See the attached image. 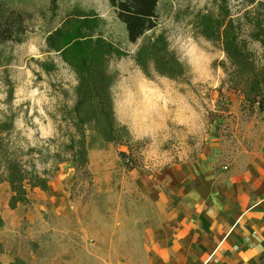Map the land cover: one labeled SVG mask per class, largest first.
Listing matches in <instances>:
<instances>
[{"label": "rangeland", "instance_id": "rangeland-1", "mask_svg": "<svg viewBox=\"0 0 264 264\" xmlns=\"http://www.w3.org/2000/svg\"><path fill=\"white\" fill-rule=\"evenodd\" d=\"M0 2L30 14L22 40L0 44V122H11L3 135L25 163L31 157L35 169L50 168L47 189H28L13 207L7 183H0V264H140L154 224L153 197L141 193L143 186L155 185L168 166L190 161L204 143L217 141L222 162L232 163L264 137V113L228 86L222 45L212 33L220 11L234 18L246 0H156L155 26L134 41L108 0H57L53 11L48 0ZM74 10L97 19L91 39L119 49L111 46L103 62L113 117L130 140L115 145L87 130L84 167L61 162L51 169L46 153L73 129L76 74L45 37ZM158 34L178 62L175 77L158 74L151 61L136 62L139 47ZM90 112L84 106L79 115Z\"/></svg>", "mask_w": 264, "mask_h": 264}, {"label": "trees", "instance_id": "trees-1", "mask_svg": "<svg viewBox=\"0 0 264 264\" xmlns=\"http://www.w3.org/2000/svg\"><path fill=\"white\" fill-rule=\"evenodd\" d=\"M108 1L114 8L116 18L123 24L129 41H134L145 30L155 26L156 0ZM246 2L242 12L234 18L229 17L227 11H220L212 33L222 45L227 64L222 61L221 67L228 86L241 92L248 108L255 104L257 111L264 113V3L260 0ZM56 3L57 0H48L50 10L56 8ZM83 15L85 13L74 10L45 37L46 46L54 51L61 49L63 59L76 74L75 101L70 118L73 129L67 131V142L56 145L52 153H46L50 158L51 169L61 162H69L74 169L84 167L88 149L87 130L99 132L106 142L115 145H123L130 140L125 126L116 123L113 117L108 93L111 79L105 72L103 53L108 52L112 45L98 36L90 38L97 27V19L91 14V17H81ZM29 18L28 12L9 8L0 2V44L20 42L27 30ZM78 37L85 39L72 40ZM114 48L112 46L113 50H119ZM70 49L73 51L70 52ZM135 59L140 66L151 61L153 69L161 75L175 77L180 72L178 62L167 52L161 34L143 43L136 51ZM84 106L91 109L86 119L79 115V110ZM101 121L105 122V126L97 129ZM85 122H92L94 127H84ZM10 126L9 120L0 122V183H7L10 192L8 205L13 207L25 200L28 189H47L50 168L39 171L30 161L31 157L28 163L21 159L19 150L6 140V134L3 135ZM120 154L124 155L123 152ZM16 260L11 264H22V261Z\"/></svg>", "mask_w": 264, "mask_h": 264}, {"label": "crops", "instance_id": "crops-1", "mask_svg": "<svg viewBox=\"0 0 264 264\" xmlns=\"http://www.w3.org/2000/svg\"><path fill=\"white\" fill-rule=\"evenodd\" d=\"M217 141L161 170L140 264H264V137L232 163ZM225 163V164H224Z\"/></svg>", "mask_w": 264, "mask_h": 264}]
</instances>
